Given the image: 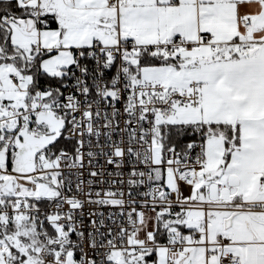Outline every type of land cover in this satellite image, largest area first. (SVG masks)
Instances as JSON below:
<instances>
[{"label":"snow or ice","instance_id":"1","mask_svg":"<svg viewBox=\"0 0 264 264\" xmlns=\"http://www.w3.org/2000/svg\"><path fill=\"white\" fill-rule=\"evenodd\" d=\"M0 264H264V0H0Z\"/></svg>","mask_w":264,"mask_h":264}]
</instances>
